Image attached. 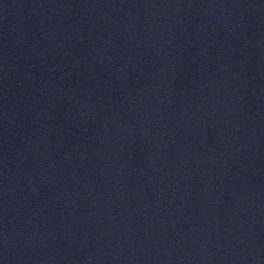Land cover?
<instances>
[{
	"label": "water",
	"instance_id": "obj_1",
	"mask_svg": "<svg viewBox=\"0 0 264 264\" xmlns=\"http://www.w3.org/2000/svg\"><path fill=\"white\" fill-rule=\"evenodd\" d=\"M0 264H264V0H0Z\"/></svg>",
	"mask_w": 264,
	"mask_h": 264
}]
</instances>
